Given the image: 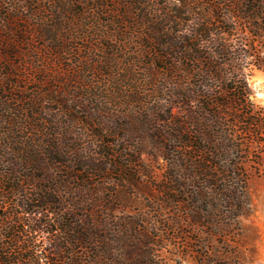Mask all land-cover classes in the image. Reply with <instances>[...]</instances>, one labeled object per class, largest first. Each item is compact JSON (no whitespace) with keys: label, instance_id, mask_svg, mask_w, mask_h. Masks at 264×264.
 <instances>
[{"label":"rangeland","instance_id":"obj_1","mask_svg":"<svg viewBox=\"0 0 264 264\" xmlns=\"http://www.w3.org/2000/svg\"><path fill=\"white\" fill-rule=\"evenodd\" d=\"M111 1L0 0V66L12 73L16 90L24 91L14 93L40 96L48 113L59 109V141L74 171L55 169L65 185L58 207L81 227L95 224L91 212L109 214L103 234L115 241L106 242L113 251L107 264H264V144L246 143L240 136L239 143L246 145L228 157L238 164L234 173L220 171L219 128L210 129L218 139L204 136L212 142V154L200 145L195 150L178 146L177 127L167 119L181 116L179 108L170 115L172 109L162 104L151 61L129 56L133 49L116 38L113 65L101 63L111 51L105 49L107 33L99 18L107 19L101 7ZM158 5L152 0L153 10ZM75 11L82 16L74 17ZM61 17L64 42L40 35ZM255 41L264 56V40ZM250 83L253 100L264 111V71L255 69ZM62 97L68 104L51 102ZM184 120L181 127L192 131ZM36 133L30 128L22 135ZM3 146L0 151L9 158ZM121 152L125 160L105 158ZM117 162L123 166L116 168ZM88 164L98 165L99 172L88 171ZM7 233L0 231V245H10ZM54 235L36 236L40 244L30 253L53 258ZM40 264L57 263L43 259Z\"/></svg>","mask_w":264,"mask_h":264},{"label":"trees","instance_id":"obj_2","mask_svg":"<svg viewBox=\"0 0 264 264\" xmlns=\"http://www.w3.org/2000/svg\"><path fill=\"white\" fill-rule=\"evenodd\" d=\"M154 1L159 3L156 10L155 5L151 8L152 0H113L111 6L102 5L108 17L99 18V24L107 33L103 36L105 49L111 52L101 63L105 68L113 65L119 53L113 44L116 38H122L120 46L128 44L133 49L129 56L149 59L160 100L172 109L168 114L179 108L181 116L167 119L177 127L174 140L178 146L195 150L200 145L205 154H212V142L207 144L204 136L210 141L218 139L210 129L219 128L220 151L215 153H220V171L234 173L238 164L230 163L231 153L238 155L241 146L251 141L264 144V111L253 100L250 83L255 69L264 71V56L255 41L264 40V0ZM78 16H82V11H75L74 17ZM62 20L65 18L40 35L50 37L52 42H64L60 33L66 27ZM64 46L57 49L62 51ZM10 76L12 73L0 66V146L4 145L10 156L7 158L6 152L0 151V201L5 203L0 207V231L7 230L10 239V245H0V264H40L43 259L57 264H107L113 251L106 242L115 241L103 234L109 214L91 212L95 224L81 227L69 220L71 213L58 207L65 185L61 177H56L55 169L67 173L72 169L65 159L68 152L59 141L58 130L63 127L56 115L59 109L48 113L40 96L14 93L24 91L16 90ZM51 102L63 105L69 101L62 97ZM185 118L192 131L181 127ZM30 128L37 132L35 137H24L22 133ZM240 136H245L242 138L246 143H239ZM124 154L105 158L125 160ZM114 166L123 165L117 162ZM87 168L99 172L100 167L88 164ZM26 184L33 186L31 193ZM10 208L12 212L2 214V210ZM46 210L52 213L50 218L44 217ZM55 233L53 258L30 253L40 244L36 236L39 239L42 234Z\"/></svg>","mask_w":264,"mask_h":264}]
</instances>
